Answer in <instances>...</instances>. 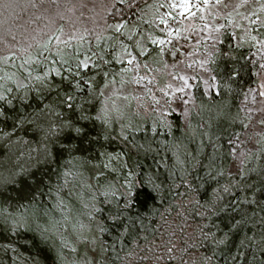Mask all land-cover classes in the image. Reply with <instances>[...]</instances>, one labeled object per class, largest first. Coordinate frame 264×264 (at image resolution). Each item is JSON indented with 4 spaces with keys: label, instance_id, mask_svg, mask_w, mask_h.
I'll use <instances>...</instances> for the list:
<instances>
[{
    "label": "trees",
    "instance_id": "obj_1",
    "mask_svg": "<svg viewBox=\"0 0 264 264\" xmlns=\"http://www.w3.org/2000/svg\"><path fill=\"white\" fill-rule=\"evenodd\" d=\"M29 2L0 3V264H264V128L234 159L264 21L224 18L186 115L119 119L103 92L163 66V0H96V24L69 0L41 31L55 2Z\"/></svg>",
    "mask_w": 264,
    "mask_h": 264
},
{
    "label": "rangeland",
    "instance_id": "obj_2",
    "mask_svg": "<svg viewBox=\"0 0 264 264\" xmlns=\"http://www.w3.org/2000/svg\"><path fill=\"white\" fill-rule=\"evenodd\" d=\"M25 1H28L27 15L35 16L39 9L42 10L40 7L38 9L36 3ZM67 1L69 0H53L54 7L46 5L43 8L47 23L41 25L40 31L46 25L52 24L54 19L51 20L50 17L54 14L57 16ZM70 1L72 7L77 5L81 7V13L93 10L90 15L86 13L82 15L88 18L87 21L93 20L95 24L100 21L96 0ZM163 3L164 5L160 6V17L157 19V24L166 35L160 45L163 66L158 71L151 69L143 71L136 61L129 57L125 62L129 73L126 78L127 84L111 85L103 92V108L108 114L115 110L119 111L120 116L117 115L119 119L122 114L123 117L129 115L132 109L139 114L156 112L166 116L174 110L186 115L191 81L200 77L207 89L211 87L204 61L218 35V29L224 23V18H229L228 26L235 38L240 41L247 34V22L264 21V3L260 4L256 0H163ZM185 5L190 7L186 10ZM254 12L260 15H254L250 21V15ZM15 21L19 19L11 16L0 24V29L6 32L9 26H14ZM76 33V29H72V34L67 29L59 41ZM254 46L256 56L254 57L259 62L258 81L246 94L243 104V111L250 119L251 132L237 143V150L234 153L237 162L250 147V136L264 128V40L256 41ZM73 242L75 245L79 243L77 237L73 238ZM90 244L94 248V240Z\"/></svg>",
    "mask_w": 264,
    "mask_h": 264
},
{
    "label": "snow or ice",
    "instance_id": "obj_3",
    "mask_svg": "<svg viewBox=\"0 0 264 264\" xmlns=\"http://www.w3.org/2000/svg\"><path fill=\"white\" fill-rule=\"evenodd\" d=\"M188 7H190V6L189 5H185L186 10H187Z\"/></svg>",
    "mask_w": 264,
    "mask_h": 264
}]
</instances>
